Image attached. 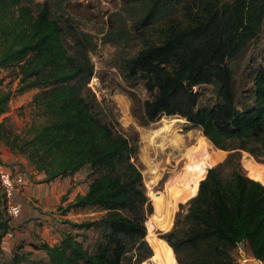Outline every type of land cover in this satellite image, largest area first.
Masks as SVG:
<instances>
[{
  "label": "trees",
  "instance_id": "16d2710c",
  "mask_svg": "<svg viewBox=\"0 0 264 264\" xmlns=\"http://www.w3.org/2000/svg\"><path fill=\"white\" fill-rule=\"evenodd\" d=\"M101 46L113 49L106 66L139 126L178 116L226 152L161 240H147L139 134L90 86ZM0 69L18 93L36 90L23 136L4 116L12 93L0 90V143L46 182L85 171L87 188L62 210L99 213L68 223L54 245H18L10 264H144L153 251L176 264H238L241 244L264 264V180L242 162L247 153L264 165V0H0ZM201 87L212 101L200 104ZM0 205L1 243L11 230L1 190Z\"/></svg>",
  "mask_w": 264,
  "mask_h": 264
},
{
  "label": "rangeland",
  "instance_id": "374dc122",
  "mask_svg": "<svg viewBox=\"0 0 264 264\" xmlns=\"http://www.w3.org/2000/svg\"><path fill=\"white\" fill-rule=\"evenodd\" d=\"M99 1L104 9L110 7L111 0ZM112 50L109 46H101L92 56L95 71L90 86L99 99L113 101L123 129L133 127L139 134L138 159L153 206L152 215L146 221L147 240H161L159 235L171 228L179 203H185L197 193L186 187L188 183L197 186L196 180L201 174L221 162L226 152L214 148L199 129L189 128L186 120L178 116H163L149 126H139L131 116L129 100L113 86V76L106 66ZM98 75L103 79H99ZM17 87V80L12 78V74L0 69V90L12 93L4 116L13 132L23 136L30 122L29 103L36 90L20 94L16 91ZM200 90L203 92L200 104L214 99L210 87H201ZM0 158L12 171H21L25 176V182L16 194L22 206L21 214L9 219L11 230L1 239L0 264H10L20 244H24L25 251L33 250L29 244L31 242L54 245L60 240L62 232L73 231L68 223H81L99 216L98 212L63 213L62 210L75 195L84 193L87 188L85 171L77 172L72 177L46 182L43 173L34 170L21 154L12 152L4 143H0ZM242 162L249 176L264 180L263 164L255 162L247 153L243 154ZM21 198L27 201L25 208ZM4 216L7 217L6 214ZM248 252L244 244L236 249L238 264H252L247 256ZM38 253L35 250L34 254ZM167 257L163 254L159 256L153 251V257L144 264H176L173 253H169Z\"/></svg>",
  "mask_w": 264,
  "mask_h": 264
},
{
  "label": "built area",
  "instance_id": "2783aa9c",
  "mask_svg": "<svg viewBox=\"0 0 264 264\" xmlns=\"http://www.w3.org/2000/svg\"><path fill=\"white\" fill-rule=\"evenodd\" d=\"M24 182V174L20 171H12L0 158V190L5 199L6 214L10 218H17L21 214L22 206L15 200V194Z\"/></svg>",
  "mask_w": 264,
  "mask_h": 264
},
{
  "label": "crops",
  "instance_id": "0c3cea01",
  "mask_svg": "<svg viewBox=\"0 0 264 264\" xmlns=\"http://www.w3.org/2000/svg\"><path fill=\"white\" fill-rule=\"evenodd\" d=\"M248 251H249V250H248ZM247 256L249 257V260H251L252 264H261L260 261L255 260V259L251 256L250 251L248 252V255H247ZM250 264H251V263H250Z\"/></svg>",
  "mask_w": 264,
  "mask_h": 264
},
{
  "label": "bare ground",
  "instance_id": "6f19581e",
  "mask_svg": "<svg viewBox=\"0 0 264 264\" xmlns=\"http://www.w3.org/2000/svg\"><path fill=\"white\" fill-rule=\"evenodd\" d=\"M187 182H188V181H187ZM186 187L191 188L192 191H193V193H196V192H197V186H195V185H193V184L188 183V185H187ZM191 189H190V190H191ZM188 190H189V189H188Z\"/></svg>",
  "mask_w": 264,
  "mask_h": 264
}]
</instances>
